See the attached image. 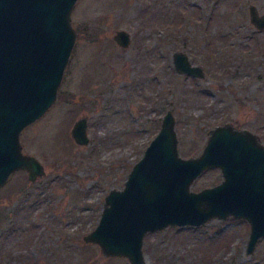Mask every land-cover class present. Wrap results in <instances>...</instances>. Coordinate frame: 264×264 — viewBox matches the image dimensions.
Masks as SVG:
<instances>
[{
  "label": "rangeland",
  "instance_id": "374dc122",
  "mask_svg": "<svg viewBox=\"0 0 264 264\" xmlns=\"http://www.w3.org/2000/svg\"><path fill=\"white\" fill-rule=\"evenodd\" d=\"M250 4L264 12V0H76L77 36L56 99L20 136L45 173L30 181L16 170L0 186V264H130L83 237L167 110L183 157L197 156L224 123L264 144V29L250 23ZM117 29L130 33L128 47L113 40ZM175 51L204 76L177 72ZM79 118L85 144L71 135ZM221 179L208 168L190 189ZM248 234L245 219L213 218L148 232L142 249L147 264H264V237L247 254Z\"/></svg>",
  "mask_w": 264,
  "mask_h": 264
},
{
  "label": "water",
  "instance_id": "95a60500",
  "mask_svg": "<svg viewBox=\"0 0 264 264\" xmlns=\"http://www.w3.org/2000/svg\"><path fill=\"white\" fill-rule=\"evenodd\" d=\"M76 0H0V186L16 170L35 181L43 164L21 151L20 132L52 105L77 33L71 12ZM250 22L264 29V13L249 5ZM113 40L130 44V33L117 29ZM174 69L203 76L200 66L175 51ZM171 110L132 165L123 187L111 188L104 197L97 224L84 235L105 256H124L130 264H147L144 235L169 225L200 226L228 216L249 224L246 253L264 237V144L246 128L231 123L209 130L197 156L183 157ZM78 144L88 142L86 120L71 128ZM220 169L222 179L198 191L192 181L208 168Z\"/></svg>",
  "mask_w": 264,
  "mask_h": 264
},
{
  "label": "flooded vegetation",
  "instance_id": "af4514ba",
  "mask_svg": "<svg viewBox=\"0 0 264 264\" xmlns=\"http://www.w3.org/2000/svg\"><path fill=\"white\" fill-rule=\"evenodd\" d=\"M251 5V4H250ZM257 13H258V15H261V14H263V13H259L258 12V10H257ZM248 15H249V6H248ZM249 21H250V15H249ZM251 23V22H250ZM252 24V23H251ZM254 26V25H253ZM255 27V26H254ZM256 28V27H255ZM259 30V29H258ZM263 30V29H262ZM130 42H131V40H130ZM189 59V58H188ZM201 67V66H200ZM202 69V68H201ZM202 71H203V69H202ZM203 76H204V72H203ZM22 132V131H21ZM21 132H20V136H21ZM20 138V137H19ZM20 143H21V139H20ZM21 151L23 152V153H26V152H24L23 151V149H22V144H21Z\"/></svg>",
  "mask_w": 264,
  "mask_h": 264
}]
</instances>
